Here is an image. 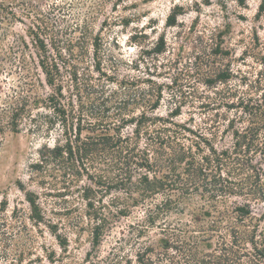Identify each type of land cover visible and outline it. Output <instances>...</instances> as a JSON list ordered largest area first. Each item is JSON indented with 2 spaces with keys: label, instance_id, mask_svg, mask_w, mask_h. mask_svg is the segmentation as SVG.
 <instances>
[{
  "label": "trees",
  "instance_id": "16d2710c",
  "mask_svg": "<svg viewBox=\"0 0 264 264\" xmlns=\"http://www.w3.org/2000/svg\"><path fill=\"white\" fill-rule=\"evenodd\" d=\"M20 3L27 9L25 16L33 20L28 36L37 50L36 61L23 37L18 35V42L4 45L9 35L14 36L4 25L23 22L14 11ZM20 3L0 0V77L15 69L28 78L22 93L15 89L5 97L0 93V137L20 133L26 121L32 124L31 130L48 136L57 132L53 146L47 143L41 147L38 161L30 167L32 172L45 179L59 176L66 182L86 176L91 182L80 190L84 211L70 210L77 212L70 227L83 232V223L88 222L92 245L85 259L75 264H131V259L114 251L101 257L100 247L121 219L129 218L137 208L145 210L144 219L129 228L137 229L138 242L150 239L149 232L158 230L156 242L161 248L157 252L154 245L143 246L137 253L139 264H264V214L256 216L251 206L252 202L264 204V70L248 85V91L240 94L228 86L235 76L230 69L205 67L199 79L203 84L209 88L227 86L216 90L220 98L216 106L240 112L222 131L218 123L210 136H205L146 112L136 116L129 99L110 106L113 98L104 87L82 91L75 64L70 74L72 93L67 98L62 72L66 61L62 60L64 52L74 54V41L64 49L50 15L25 1ZM167 24L176 26V16H169ZM164 47L162 42L158 53ZM220 52L218 47L215 53ZM262 64L264 68V59ZM45 85L52 92L41 96L39 90ZM252 90L256 93L250 94ZM161 97L160 92L154 104L148 103L150 110L157 108ZM231 97L236 101L227 103ZM180 110L176 107L171 115H180ZM131 127L132 133L126 135L125 130ZM186 132L198 140L187 145L185 140L190 138ZM228 136L231 147L220 149L218 144ZM144 138L146 147L141 146ZM19 187L30 206L29 219L40 226L45 221L40 197L22 184ZM172 215L190 218L168 223ZM50 228L61 247L67 246L68 239L57 233L59 227ZM0 236V245L7 249L9 235L1 232Z\"/></svg>",
  "mask_w": 264,
  "mask_h": 264
},
{
  "label": "rangeland",
  "instance_id": "374dc122",
  "mask_svg": "<svg viewBox=\"0 0 264 264\" xmlns=\"http://www.w3.org/2000/svg\"><path fill=\"white\" fill-rule=\"evenodd\" d=\"M15 1H25L30 7L33 5L50 15L52 27L64 49L74 41V54L64 52L67 60H62L66 61L62 72L67 98L72 93L70 74L71 65L75 64L82 91H88L91 86L104 87L107 95L113 98L110 106L115 101L129 99L130 109L135 107L136 116L146 112L210 136L215 125L220 123L222 131L229 119L240 112L216 106L220 98L215 93L227 86L209 88L203 84L199 79L205 67L230 69L235 76L228 86L238 89L240 94L247 92L248 85L264 70V0H246L245 5L236 0ZM14 11L23 22L4 25L6 30L14 33L4 40V45L18 42L16 37L19 35L28 43V53L36 61L37 50L28 36L33 20L25 16L27 9L21 3L15 6ZM171 15L176 16V26L167 24ZM162 42L164 50L158 53ZM218 47L220 54L215 53ZM20 73L23 74V70ZM39 73L44 80L41 70ZM243 77L246 82L242 81ZM27 79L15 69L12 74L4 73L0 77V93L3 97L13 93L12 89L22 93L27 87L24 83ZM51 92L46 85L39 90L41 96ZM160 92L162 97L157 108L150 110L148 103L154 104ZM249 93L256 92L252 90ZM235 99L231 97L226 101L232 103ZM176 107H180L181 114L173 116L171 114ZM31 126L26 121L20 133L0 137V233L6 232L10 239L7 249L0 245V255H3L0 256V264L81 263L92 250L90 226L85 221L83 232L73 230L70 224L77 217V212L70 210L84 211L80 190L91 182L86 176L74 182L69 178L66 182L59 176L45 179L33 173L30 167L38 161L41 147L47 143L53 146L58 134L54 132L48 136L31 130ZM132 129L125 130L126 135H130ZM186 135L190 138L185 140L187 145L198 140L189 132ZM144 141L145 138L142 147H146ZM231 145L232 139L228 136L218 147L229 148ZM20 184L40 197L45 218L40 226L29 219L30 206ZM232 199L245 202L241 198ZM251 206L256 216L264 214V204L252 202ZM144 213V209L137 208L129 218L121 219L106 235L100 247L101 257L114 251L124 259H131V264H139L137 253L143 246L151 244L155 251L161 252L156 242L158 230L149 232L147 236L150 239L145 237L138 242L137 229L129 228L142 222ZM179 218L186 221L190 217L172 215L168 223H175ZM52 225L59 227L57 233L62 239H68L67 246L63 244L61 247L50 228Z\"/></svg>",
  "mask_w": 264,
  "mask_h": 264
}]
</instances>
